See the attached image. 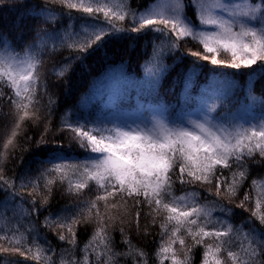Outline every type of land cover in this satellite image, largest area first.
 I'll use <instances>...</instances> for the list:
<instances>
[{"label":"trees","instance_id":"1","mask_svg":"<svg viewBox=\"0 0 264 264\" xmlns=\"http://www.w3.org/2000/svg\"><path fill=\"white\" fill-rule=\"evenodd\" d=\"M156 1L101 0L117 12L123 6L126 13H136L137 19ZM186 12L196 21L191 7ZM98 16L90 19L82 10L69 9L63 0H0V37L8 42L7 46L0 45V53L18 49L22 57L33 56L43 77L38 89L40 119L33 122V108L29 105V115L20 121L13 140L16 146L7 150L3 144L11 137L18 117L8 99L11 89L0 86V185L7 187L11 183L18 192L13 201L0 191V264H84L85 257L88 264H97L98 260L99 264H144L145 259L148 264H173L172 252L163 256L159 252L161 244L174 239L162 235L163 214H150L147 206L138 208L131 200L119 201L116 208H105L104 202L99 201L98 218L96 209L89 210L97 195L94 185L77 190L78 177L71 170L43 171L51 165L39 162L54 151L71 161L87 157L68 127L72 121L96 120L109 125L142 122L149 126L155 119L186 123L202 118L211 105L216 107L212 115L221 120L227 117L247 124L264 117V74L249 75L256 65L228 67L232 62L230 53H206L199 40L192 37L177 41L174 36L149 28L131 32V15L124 20L111 18L115 28L126 31L106 37L101 47L86 52L69 47L87 40L94 29L111 27L103 13ZM54 40L63 43L53 48ZM160 52L165 54L159 56ZM193 52L200 55H192ZM204 55L209 59H202ZM78 56L82 58H74ZM212 57L224 63L213 65ZM146 62L153 67L159 63L158 79L145 75L142 66ZM45 86L47 92L41 94ZM252 160L258 162H248V176L234 195L225 187L231 182L227 169L223 171L228 179L221 185L219 195L215 179L211 184L177 183L175 194L195 193L200 203L209 206L213 223L230 222L241 236L253 229L264 239V224L252 215L257 198L264 193V159L257 153ZM22 179L30 181L31 186L21 187ZM253 180L257 181L255 186ZM111 201L109 197V204ZM73 218L76 223H72ZM105 222L111 253L116 254L111 260L99 238L92 239ZM72 232L74 244L70 242ZM185 240L191 251L182 249L177 241L172 244L176 259L185 261L187 253L188 264H204L205 247L215 240L205 238L194 247L186 234ZM129 252L130 255H120ZM138 252L145 256L137 255ZM217 256L222 264H232L225 252Z\"/></svg>","mask_w":264,"mask_h":264},{"label":"snow or ice","instance_id":"2","mask_svg":"<svg viewBox=\"0 0 264 264\" xmlns=\"http://www.w3.org/2000/svg\"><path fill=\"white\" fill-rule=\"evenodd\" d=\"M63 2L69 9L82 10L90 19H98V14L103 13L107 24L111 25L108 28L94 29L93 35L79 45H69L77 47L79 52L99 48L106 37L126 31L115 28L111 18L115 16L124 20L126 15H131V32L139 33L149 28L165 36H174L177 41L192 37L199 40L206 53L219 54L221 50L230 53L232 62L227 64L228 67L250 68L256 65L249 75L256 72L264 74V0L254 4L244 0L243 6L241 3L232 4L230 0H219L212 4H205L202 0H186L185 3L174 0L171 15L153 10L147 15L141 14L138 19L136 13H126L123 6L117 12L101 0ZM188 7L193 9L197 23L187 16ZM60 43L63 41L54 40L53 48L59 47ZM7 44L0 37V45ZM19 52L18 49H9L7 54L0 53V86L11 89L12 94L8 99L15 106L18 117L11 137L3 144L5 150L10 146L15 148L13 140L21 127L20 121L29 115V105L33 108V122L40 119L38 89L43 77L35 58L31 55L22 57ZM164 54L160 52L159 56ZM192 55L200 54L193 52ZM201 58L208 60L209 56ZM210 62L213 65L224 63L215 57ZM158 68V62L155 67L148 62L142 66L145 75L153 80L158 79L161 74L157 71ZM46 92L45 86L41 94ZM215 111V105H211L202 118L189 119L186 123L155 119L151 126L142 122L109 125L103 121L74 120L68 127L75 133L74 138L83 152L87 153V157L71 161L70 157L54 151L39 163L51 165L49 169H43L46 172L71 170L78 177L75 182L77 190L94 185L97 195L89 210L96 209L98 218L99 201L104 202L105 208H116L119 201L131 200L138 208L147 206L150 214H163L162 235L166 234L174 239H170L167 245L161 244L159 252L162 256L172 252L173 264H188L187 253L185 261L181 262L176 259L172 250V244L178 241L182 249L188 248L191 251L186 244L185 234L191 238L193 247L202 244L205 238L215 240L214 244L210 243L205 247L204 264H222L217 256L221 251L226 253L232 264H264V239L255 230L249 229L241 236L230 222L220 220L213 223L209 206L200 203L195 193L175 194L174 186L177 183L182 186L196 182L211 184L215 179L216 194L219 195L221 185L228 179L223 171L227 169L231 182L225 187L234 195L248 176V162L257 163L258 161L252 160L257 153L264 159V117L244 124L227 117L221 120L212 115ZM72 183L69 180V184ZM256 184L257 181L253 180L252 185ZM24 186H31V182L22 179L21 187ZM0 191L5 192L6 197L10 196L13 201L18 195L16 187L11 183H7V187L0 185ZM109 197L112 198L111 204ZM248 199L245 194V201ZM261 209H264V193L257 198L256 210L252 213L264 224V211ZM221 211L227 212L223 208ZM139 215L138 210L137 218ZM76 222L73 218L72 223ZM61 226L64 224L61 223ZM69 231H72L70 226ZM102 233L104 234L101 235ZM97 238L103 249L111 254V260V256L116 254L111 253V239L106 233V222L105 227L98 229L92 239ZM60 239L64 240L65 237L60 236ZM70 242L75 243V232H72ZM16 243L20 241L17 240ZM130 254L131 252L120 255ZM137 255L145 256L143 252H138ZM209 256L212 257L211 262ZM84 264H88L87 257ZM144 264H148L146 259Z\"/></svg>","mask_w":264,"mask_h":264},{"label":"rangeland","instance_id":"3","mask_svg":"<svg viewBox=\"0 0 264 264\" xmlns=\"http://www.w3.org/2000/svg\"><path fill=\"white\" fill-rule=\"evenodd\" d=\"M205 4H212L219 2V0H202ZM244 0H230V3H241V6H243ZM249 4H254L252 0H247ZM181 3H184L183 0H181ZM174 5V0H157L154 2L147 10H145L142 14L147 15L153 10L155 11H162L165 15H171L172 14V8ZM194 23H197V21H194ZM3 54H7V52H2Z\"/></svg>","mask_w":264,"mask_h":264}]
</instances>
